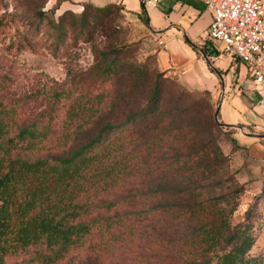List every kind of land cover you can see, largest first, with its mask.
<instances>
[{"label": "trees", "instance_id": "obj_1", "mask_svg": "<svg viewBox=\"0 0 264 264\" xmlns=\"http://www.w3.org/2000/svg\"><path fill=\"white\" fill-rule=\"evenodd\" d=\"M78 5L80 13L64 9L56 19L53 10L38 11L34 29L46 28L58 49L69 35L74 42L88 40L99 15L125 8L121 2ZM201 49L218 53L211 45ZM123 50L103 52L94 74L120 79ZM160 71L146 103L122 118L112 115L129 97L126 86L125 94L112 95L76 93L63 83L0 99V264H62L76 251L111 259L139 234L159 242L162 250H155L173 255V264H264V253L250 254L255 237L249 224L231 228V212L220 205L227 196L199 199L195 180L206 172L202 161L220 154L216 138L223 129L214 120L210 92L197 96L173 83L163 108ZM10 83L0 74V91ZM30 102L46 109L29 119ZM193 177L195 184L185 185Z\"/></svg>", "mask_w": 264, "mask_h": 264}, {"label": "rangeland", "instance_id": "obj_2", "mask_svg": "<svg viewBox=\"0 0 264 264\" xmlns=\"http://www.w3.org/2000/svg\"><path fill=\"white\" fill-rule=\"evenodd\" d=\"M126 2L123 0L124 6L132 11L134 8L138 13L129 12L124 8L113 10L108 15L101 14L91 23V36L88 40L74 42L72 35H69L67 42L56 49L54 42L48 41L46 37V28L42 31L35 30L34 27L38 21V11L48 13L53 10L51 14L56 19L63 11L61 7L55 10V3L50 0H0V74H7L11 78L10 85L0 91V99L14 100L42 88L65 83L76 93L88 89L94 92L107 91L112 95L125 94L126 86V90L129 91L126 94L129 97H124V101L119 103L112 115L118 118L124 117L129 109L143 106L150 95L155 76L160 71L157 65V52L162 45L148 20L144 22L143 19L146 16L154 23L157 11L154 7H145L146 10H143L140 0L134 1L133 8ZM71 4L69 9L75 13L81 12L80 5L74 2ZM118 47L124 49L120 55L122 59L120 70L123 74L120 79L103 81L94 74L95 66L101 61L100 55L103 52ZM207 60L211 61V58L207 57ZM207 60L205 62L211 66ZM209 71L206 72L211 75L212 71ZM237 72L238 68H234V73L229 76L227 83L224 77L225 86L227 84L231 88L232 78ZM163 77L165 82L161 105L163 108L170 103L172 84L176 83L182 90L197 96H204L210 92L215 112L221 94L220 80L215 86L216 89L210 91L165 76L164 72ZM227 97L221 103L219 120L234 126L223 127L217 134L216 144L219 145L220 154L217 156L210 154L202 161L205 164L200 168L205 169L204 176L198 180H195V177L186 179L184 183L194 185L193 181H198L199 199L208 200L220 194L226 195V199H223L220 205L231 212V228L239 223H248L255 237L250 254L264 253V166L259 163L258 158L250 155L248 147L243 146L249 138L246 133L264 134V117L251 112L255 121L242 124V116H235L233 109L228 106ZM249 108L252 110L251 106ZM45 109L44 103L30 102L25 108L26 116L29 119L33 118ZM64 111L65 106H61L56 112L57 117L54 121L56 130L60 128ZM108 118L110 117L104 121ZM233 135L237 142L232 139ZM148 228L150 227H145L144 230ZM151 238L139 234L134 242L111 259L96 258L86 251H76L62 264L175 263L177 259L173 258V255L155 250L162 249L159 242L154 243ZM213 254H210L211 258Z\"/></svg>", "mask_w": 264, "mask_h": 264}, {"label": "crops", "instance_id": "obj_3", "mask_svg": "<svg viewBox=\"0 0 264 264\" xmlns=\"http://www.w3.org/2000/svg\"><path fill=\"white\" fill-rule=\"evenodd\" d=\"M78 1L81 0H64L60 3V7L63 10L68 9L72 5L71 3L78 4ZM86 1L97 6L109 2H121L124 5L123 0ZM134 1L125 0L132 8L135 5ZM50 2L56 3L57 0H50ZM125 8L129 12L138 13L134 8L133 11L126 6ZM154 9L157 11L156 19L154 23H151L148 18V22L152 30L156 32L160 44H162L157 52V65L164 72V75L176 78L182 83L193 85L195 88L213 91L216 89L215 86L220 78L212 66L219 69L223 77L226 78V83L229 76L234 73V68L237 67L238 72L232 78L231 88L227 84L225 86L223 101L228 96V106L233 109L236 117L242 116V124L254 122L252 113H255L249 106L252 105L256 95L254 85L246 77L244 63L241 61L235 63L232 60L233 57L221 51H218L217 54L205 55L200 50L203 46L211 45L203 37L204 31L212 19V14L206 9L204 3L199 0H162ZM200 51L201 54L199 55ZM205 56L211 58L209 61L211 66L205 62L207 60ZM209 70L212 71L211 75L207 73L210 72ZM246 136L249 138L243 146L248 147L250 155L258 158L259 163L264 166V137L257 139L250 135ZM234 139L236 140L235 137Z\"/></svg>", "mask_w": 264, "mask_h": 264}, {"label": "built area", "instance_id": "obj_4", "mask_svg": "<svg viewBox=\"0 0 264 264\" xmlns=\"http://www.w3.org/2000/svg\"><path fill=\"white\" fill-rule=\"evenodd\" d=\"M161 1L143 0V4L156 7ZM199 1L212 14L203 33L205 41L244 63L246 77L254 85L256 95L252 110L264 117V0Z\"/></svg>", "mask_w": 264, "mask_h": 264}, {"label": "water", "instance_id": "obj_5", "mask_svg": "<svg viewBox=\"0 0 264 264\" xmlns=\"http://www.w3.org/2000/svg\"><path fill=\"white\" fill-rule=\"evenodd\" d=\"M141 5H142V9L143 10H146L145 9V6L143 4V0H141ZM206 57V56H205ZM207 59V57H206ZM209 62V60H207ZM210 63V62H209ZM213 70L217 73V75L219 76L220 78V81H221V94H220V98H219V102L217 104V107L215 109V112H214V120L215 122L221 126V127H232L234 125H231V124H225V123H222L220 120H219V112H220V107H221V103L223 101V97H224V91H225V81H224V77L223 75L221 74V72L219 71V69H217L216 67L212 66ZM238 128L241 129V127L239 126ZM247 135H250V136H257L259 138H262L264 137V134H251V133H246Z\"/></svg>", "mask_w": 264, "mask_h": 264}]
</instances>
